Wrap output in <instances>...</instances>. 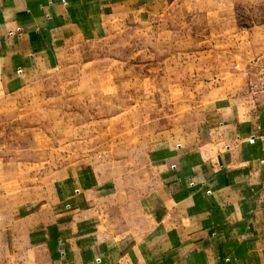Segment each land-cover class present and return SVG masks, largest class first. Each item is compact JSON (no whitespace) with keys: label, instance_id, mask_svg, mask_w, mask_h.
Here are the masks:
<instances>
[{"label":"rangeland","instance_id":"obj_1","mask_svg":"<svg viewBox=\"0 0 264 264\" xmlns=\"http://www.w3.org/2000/svg\"><path fill=\"white\" fill-rule=\"evenodd\" d=\"M155 8L104 16L51 68L0 93L1 213L68 198L72 173L76 191L94 177L144 193L165 134L192 127L209 101L264 100V0Z\"/></svg>","mask_w":264,"mask_h":264},{"label":"crops","instance_id":"obj_2","mask_svg":"<svg viewBox=\"0 0 264 264\" xmlns=\"http://www.w3.org/2000/svg\"><path fill=\"white\" fill-rule=\"evenodd\" d=\"M159 4L0 0V93L51 68L104 16ZM201 115L162 137L144 193L94 177L76 191L70 170L68 198L0 212V264H264V100L219 98Z\"/></svg>","mask_w":264,"mask_h":264}]
</instances>
